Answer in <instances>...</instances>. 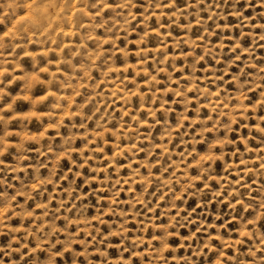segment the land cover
I'll use <instances>...</instances> for the list:
<instances>
[{"label": "rangeland", "instance_id": "1", "mask_svg": "<svg viewBox=\"0 0 264 264\" xmlns=\"http://www.w3.org/2000/svg\"><path fill=\"white\" fill-rule=\"evenodd\" d=\"M7 2L0 264H264V0Z\"/></svg>", "mask_w": 264, "mask_h": 264}, {"label": "clouds", "instance_id": "2", "mask_svg": "<svg viewBox=\"0 0 264 264\" xmlns=\"http://www.w3.org/2000/svg\"><path fill=\"white\" fill-rule=\"evenodd\" d=\"M61 2H62L63 4H65V5L68 4V0H61ZM34 3H35V0H29V3H28L27 5H25V7L31 6V5L34 4ZM10 8H11V4H10L9 2H7V0H0V24H3V23H4V18H5V16H8V15H9ZM64 11H65V10H64L63 8L60 9V13H63ZM12 14H13V15H16L15 13H12ZM26 17H27V13H26V12L17 15V19L14 20V21L12 22L11 27L9 28V32H11L12 29L15 28V27L17 26V24H18L20 21L24 20ZM65 18H67V17H65ZM51 27H52V25H51V23H49V22L47 21V19L42 20V22H41V24H40V26H39L40 30H39L38 34L41 35V36L45 35V33H47L48 30H49V28H51ZM24 30H26V28H25ZM8 34H9L8 32H5V33H4L5 36H7ZM31 35H37V32H32ZM46 54H47V53H45V55H46ZM45 70H46V69H45ZM32 80H33L34 82H36V81H38V77L33 76V77H32ZM39 82H43V81H39ZM0 91H2V89H0ZM50 94H51V93H50ZM44 98H45V97H41L40 99L42 100V99H44ZM11 107H12V105L9 104V105H8V108H11ZM30 115H31V116H36L37 113L33 111L32 113H30ZM0 120H4V117H3V116H0ZM5 123H7V121H5ZM261 207H264V205H261ZM257 219H259V217H257ZM250 222H251V223H254V222H252V221H250ZM241 235H242V236H243V235H249V237L251 238V234L248 233V232H241ZM258 235H259V234H258ZM259 238H260V243H261V244H264V235H259ZM32 251L34 252L35 249H33ZM254 254H255V253H253V255H254Z\"/></svg>", "mask_w": 264, "mask_h": 264}]
</instances>
